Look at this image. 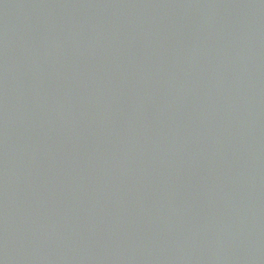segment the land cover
Returning a JSON list of instances; mask_svg holds the SVG:
<instances>
[{
	"label": "water",
	"instance_id": "water-1",
	"mask_svg": "<svg viewBox=\"0 0 264 264\" xmlns=\"http://www.w3.org/2000/svg\"><path fill=\"white\" fill-rule=\"evenodd\" d=\"M0 264H264V0H0Z\"/></svg>",
	"mask_w": 264,
	"mask_h": 264
}]
</instances>
